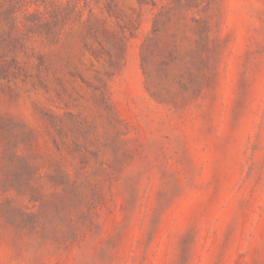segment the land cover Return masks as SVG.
Segmentation results:
<instances>
[{
    "label": "rangeland",
    "instance_id": "rangeland-1",
    "mask_svg": "<svg viewBox=\"0 0 264 264\" xmlns=\"http://www.w3.org/2000/svg\"><path fill=\"white\" fill-rule=\"evenodd\" d=\"M0 264H264V0H0Z\"/></svg>",
    "mask_w": 264,
    "mask_h": 264
}]
</instances>
